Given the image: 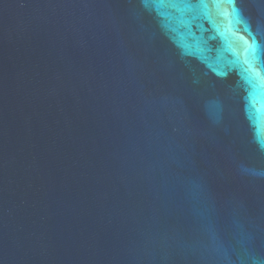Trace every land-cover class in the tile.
I'll return each mask as SVG.
<instances>
[{
    "label": "water",
    "instance_id": "obj_1",
    "mask_svg": "<svg viewBox=\"0 0 264 264\" xmlns=\"http://www.w3.org/2000/svg\"><path fill=\"white\" fill-rule=\"evenodd\" d=\"M0 264H264V0H0Z\"/></svg>",
    "mask_w": 264,
    "mask_h": 264
},
{
    "label": "snow or ice",
    "instance_id": "obj_2",
    "mask_svg": "<svg viewBox=\"0 0 264 264\" xmlns=\"http://www.w3.org/2000/svg\"><path fill=\"white\" fill-rule=\"evenodd\" d=\"M225 2L228 3V4H230V5H233V6H234V4H235V0H225ZM146 3H147V0H146ZM189 6H191V5H189ZM233 11H238V10H236V9L233 7Z\"/></svg>",
    "mask_w": 264,
    "mask_h": 264
}]
</instances>
